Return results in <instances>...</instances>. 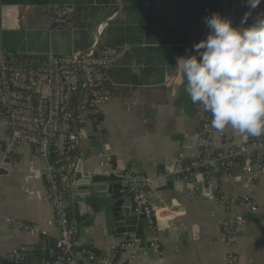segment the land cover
<instances>
[{"label":"crops","instance_id":"crops-1","mask_svg":"<svg viewBox=\"0 0 264 264\" xmlns=\"http://www.w3.org/2000/svg\"><path fill=\"white\" fill-rule=\"evenodd\" d=\"M2 1L0 49L70 54L99 43L124 48L122 57L106 72L110 98L102 108L101 131L81 133L72 159L76 162L80 151L90 150L84 167L104 172L98 155L107 152L114 161L113 171L137 169L139 174L150 176L151 183L202 151L198 134L205 112L186 94L175 68L176 58L190 54L192 45L205 38V16L219 12L231 18L234 25L247 26L264 12V0L247 19L244 14L248 9L242 0H66L76 9L73 27L54 29L48 14L37 11L40 5L27 0ZM100 24L103 26L98 32ZM5 139L6 129L0 123V264H7L10 253L27 262L17 251L28 246L31 257L33 245L38 253L47 249L50 257L56 256L59 230L52 222L53 209L46 197V163L25 145L16 148L15 158L4 163L1 149ZM247 141L248 137L231 128L222 132L213 129L210 150L217 155ZM230 166L225 185V180L220 184L208 181L205 172L194 175L197 189L192 191L169 187L165 181L147 185L160 247H146L137 255L122 252L114 264H225L220 229L224 213L217 206L220 191L227 200L249 195L258 203L257 212L243 213L234 250L239 264H264V171L248 184L243 179V164ZM69 215L78 249L89 247L104 255L124 234L107 226L104 212L80 223L75 222L70 207ZM6 218L23 226L10 225ZM36 225L45 234L31 230ZM156 225L164 228L166 235ZM140 231L138 237L147 245L153 231L147 223ZM81 262L97 264L83 257Z\"/></svg>","mask_w":264,"mask_h":264},{"label":"built area","instance_id":"built-area-1","mask_svg":"<svg viewBox=\"0 0 264 264\" xmlns=\"http://www.w3.org/2000/svg\"><path fill=\"white\" fill-rule=\"evenodd\" d=\"M38 12L49 16L50 26L54 29H72L75 7L72 4H52L37 6ZM100 24L97 26L101 31ZM121 46H99L70 54L29 53L0 49V123L6 129L5 146L13 151L19 146H30L34 153L44 160L43 181L46 197L53 209L52 222L59 230L55 241L57 255L40 258L31 263L22 261L14 253L7 256V264H82L81 257L97 264H114L119 254L132 255L143 253L146 247L159 249L160 239L155 233V211L146 186L151 177L131 170H124L122 177L133 192L134 211L145 217L153 231L147 245L142 244L134 232H124L118 245L107 254H98L89 247L78 249L76 229L70 220L66 187L62 184L61 171L68 168L73 160L69 153L75 152L81 131H101L102 108L110 98L106 87V72L120 57ZM213 129L203 124L198 134L202 146L201 154L186 161L173 173L186 182L193 181L197 172L205 170L208 181L215 183L213 172L218 164L230 166L234 161L243 163V179L251 184L264 171V136L248 137L246 144L231 146L217 155L208 156ZM59 153L61 159L54 160ZM99 166L113 171L114 161L110 153L98 155ZM56 163H66L56 165ZM229 174H223L218 183L224 182ZM195 188L196 184H195ZM217 206L223 210L220 229L225 247V264H239L234 245L236 229L244 222V212H257L259 205L249 195L227 200L223 194L217 196ZM10 225L22 227L21 223L10 218ZM45 234L39 225L31 228Z\"/></svg>","mask_w":264,"mask_h":264},{"label":"clouds","instance_id":"clouds-1","mask_svg":"<svg viewBox=\"0 0 264 264\" xmlns=\"http://www.w3.org/2000/svg\"><path fill=\"white\" fill-rule=\"evenodd\" d=\"M252 16L262 0H242ZM208 29L191 53L176 58V70L194 105L211 114L218 132L264 136V12L243 26L219 12L203 18Z\"/></svg>","mask_w":264,"mask_h":264},{"label":"water","instance_id":"water-1","mask_svg":"<svg viewBox=\"0 0 264 264\" xmlns=\"http://www.w3.org/2000/svg\"><path fill=\"white\" fill-rule=\"evenodd\" d=\"M85 132L82 130L81 133ZM83 135V134H82ZM1 151L4 154L3 162L6 163L12 158H15L16 150L7 151L5 144ZM90 155V150L80 151L79 159L73 162L68 168L61 171V182L66 187L67 201L69 207L72 208L74 213L75 222L80 223L81 220L92 218L94 215L104 212V218L108 227L114 229L116 233L134 232L137 236L140 235V228L146 224L145 217L142 214H138L134 211L132 202L133 192L130 190L128 183L122 177L123 170L117 169L109 172H97L96 169L87 170L84 167L85 159ZM180 169V166H177ZM132 172L140 173L137 169H131ZM170 171L169 175L164 176L159 180L165 181L170 187L171 185L184 190H193L195 184L191 182H184L176 174ZM228 179L225 180V183ZM173 182V183H171ZM156 183V182H155ZM223 185V188H224ZM83 214V216H80ZM163 235L166 232L164 228L156 225ZM36 245H33L31 257L28 256L27 247H23L17 251L22 255L27 262L34 263L39 257L49 258L47 249L44 253H38L36 251Z\"/></svg>","mask_w":264,"mask_h":264},{"label":"trees","instance_id":"trees-1","mask_svg":"<svg viewBox=\"0 0 264 264\" xmlns=\"http://www.w3.org/2000/svg\"><path fill=\"white\" fill-rule=\"evenodd\" d=\"M7 1L15 2V0H3L2 2H7ZM17 1L22 2V0H17ZM27 1L29 3H36L38 5H45V4H48V3H52V4H58V3L62 4V3H66V0H27ZM217 2L218 1L215 2L214 6L217 4ZM98 45L99 46H111V45H104V44H101V43H99ZM115 46H117V45H115ZM210 120H211V114L205 112L204 115L201 117V124L202 125L203 124H208L209 125L210 124ZM202 125L200 126V130L202 128ZM214 155L215 154L210 150L209 153H208V156H211L212 157ZM73 156H74V152L69 153L70 160H73L72 159ZM61 158H62V156L59 155V153L56 152L54 154V160L61 159ZM233 163H243V162L241 160H236ZM62 164H66V163H56V165H58V166L59 165H62ZM231 170H232L231 166H227L225 164H218V167L213 172V175L217 178V181H218V179H220L223 176V174H230L231 173ZM202 172H205V170H203ZM221 193L222 192L220 191L219 195H221Z\"/></svg>","mask_w":264,"mask_h":264},{"label":"rangeland","instance_id":"rangeland-1","mask_svg":"<svg viewBox=\"0 0 264 264\" xmlns=\"http://www.w3.org/2000/svg\"><path fill=\"white\" fill-rule=\"evenodd\" d=\"M66 31L70 33V31H69V30H66ZM0 47H1V37H0Z\"/></svg>","mask_w":264,"mask_h":264}]
</instances>
